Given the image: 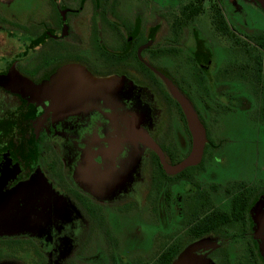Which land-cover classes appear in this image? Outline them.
I'll list each match as a JSON object with an SVG mask.
<instances>
[{"label":"flooded vegetation","instance_id":"flooded-vegetation-1","mask_svg":"<svg viewBox=\"0 0 264 264\" xmlns=\"http://www.w3.org/2000/svg\"><path fill=\"white\" fill-rule=\"evenodd\" d=\"M123 1L37 0L21 21L0 10V264H264V208L251 210L264 183L216 172L231 162L217 128L233 82L246 85L240 106L264 119V27L236 31L220 0H164L155 25ZM251 1L264 17V0ZM203 14L212 38L192 29L188 48ZM160 74L204 130L199 160L183 167L193 137ZM139 158L142 193L113 211L88 185ZM61 209L84 221L63 258L72 221Z\"/></svg>","mask_w":264,"mask_h":264},{"label":"rangeland","instance_id":"rangeland-1","mask_svg":"<svg viewBox=\"0 0 264 264\" xmlns=\"http://www.w3.org/2000/svg\"><path fill=\"white\" fill-rule=\"evenodd\" d=\"M6 4L0 0V10H6L14 13V17L24 20L27 8L34 6L37 0H5ZM222 2L226 13L232 23L234 29L240 33L250 34L257 33L261 27H264V17L256 14L255 7L251 6V0H220ZM248 2V3H247ZM164 0H124L121 7L125 14L133 16L138 14L143 19L148 20L151 25L159 24L162 18L159 13L162 10ZM240 7V9H239ZM191 30H198L201 35L206 38H212V28L209 18L206 14L200 15L196 18ZM194 43V37L188 35L183 44L190 48ZM188 50V49H187ZM186 51V48L183 49ZM217 55L220 59H227V54L223 48H216ZM182 54V53H181ZM240 83V84H239ZM237 84V85H235ZM245 84L235 81L232 84L235 99L230 104V110L219 115L220 121L217 128V136L221 141L220 152L229 155L230 163L226 166H219L216 172L219 173L220 182L232 180H255L257 183H264V119L256 116L254 105L250 108L241 107L236 101V96H240L245 92ZM140 108L143 113L147 115L148 122L153 120L157 125H160L159 116L160 108L158 103L153 100L149 102V95H143ZM152 100V98H151ZM144 128V127H143ZM142 128V129H143ZM126 162L122 169L115 168L113 176H103L100 179H94L91 185L95 189L101 190L102 195L99 200L102 203L115 207L118 204L133 200L140 195L144 184V171L142 169V160L124 161ZM119 173L121 174L120 178ZM209 173V172H208ZM207 173V174H208ZM117 174V175H116ZM107 175H112L107 174ZM118 177L117 180L115 178ZM97 191V190H96ZM98 192V191H97ZM142 193V192H141ZM114 207L112 210L114 211ZM264 208V192L259 194L251 206V210ZM60 221L64 223L72 221L68 224L69 234L67 236L60 235L58 238V245L61 250L60 258L70 254L79 243L80 230L84 226L82 218L71 219V213L61 209L57 215ZM257 218H254V221ZM78 221V222H77ZM181 260H179L180 262ZM197 261V260H196ZM193 262V261H192ZM11 264H16L11 262Z\"/></svg>","mask_w":264,"mask_h":264},{"label":"water","instance_id":"water-1","mask_svg":"<svg viewBox=\"0 0 264 264\" xmlns=\"http://www.w3.org/2000/svg\"><path fill=\"white\" fill-rule=\"evenodd\" d=\"M160 76L167 85L171 95L180 103L187 117L188 126L193 137V148L191 154L179 165L180 167H183L187 164L197 162L199 160L202 151V146L204 143V130L201 124L198 122L196 114L192 110L186 98L176 89V87L170 82V80H168L165 76L161 74ZM142 142H144L148 146H154L148 138H142ZM155 150L157 151L159 156H161L160 151L156 148Z\"/></svg>","mask_w":264,"mask_h":264}]
</instances>
